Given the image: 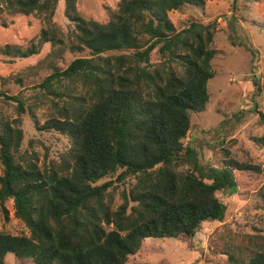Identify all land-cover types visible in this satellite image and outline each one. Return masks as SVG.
I'll use <instances>...</instances> for the list:
<instances>
[{
	"label": "trees",
	"instance_id": "1",
	"mask_svg": "<svg viewBox=\"0 0 264 264\" xmlns=\"http://www.w3.org/2000/svg\"><path fill=\"white\" fill-rule=\"evenodd\" d=\"M207 1L119 0L98 22L83 17L79 0H64L72 27L67 37L54 22L60 0H0V16H36L46 24L28 45L0 46V56L28 59L51 46L35 65L1 79L24 87L50 72L33 103L23 93L0 90V211L8 221L12 201L30 232L0 230V264L8 254L33 264H130L149 238L190 249L204 222L224 221L227 208L218 194L237 191L236 171L261 179L264 202V164L234 160L222 145L215 149L226 157L223 166L211 167L184 142L192 115L210 102L208 84L221 53L212 47L218 22L178 30L170 13L203 9ZM238 1L226 22L245 19L247 5ZM68 51L78 57L62 69ZM11 102L17 118L4 107ZM44 106L50 112L40 124L37 110ZM26 114L39 132L68 138L60 161L42 167L36 153L23 150ZM253 141L264 150V137ZM129 180L135 184L117 202L115 183ZM221 251L228 264H264L262 241L252 248L230 240Z\"/></svg>",
	"mask_w": 264,
	"mask_h": 264
},
{
	"label": "rangeland",
	"instance_id": "2",
	"mask_svg": "<svg viewBox=\"0 0 264 264\" xmlns=\"http://www.w3.org/2000/svg\"><path fill=\"white\" fill-rule=\"evenodd\" d=\"M119 0H79L78 9L86 19L105 22L108 8H116ZM237 6L247 5L245 19L230 23L226 19L232 15L233 0H208L201 8L187 7L184 12L170 13V19L178 30L186 28L190 22L205 24L218 22L212 47L221 53L214 60L216 76L209 84L210 102L205 112L192 115V129L185 145L195 148L204 165L221 168L225 155L218 148L224 146L230 150V157L239 162L263 165L264 150L257 146L253 138L264 137V0H239ZM65 2L60 0L54 22L68 37L72 29L64 15ZM6 24V26L4 25ZM233 24V25H232ZM45 22L36 16L10 17L0 16V46L7 44L28 45L39 36ZM51 51L45 45L41 53L28 59H10L0 56V90L9 95L23 93L30 103L31 96L39 90L38 85L50 72L44 71L38 77L25 82L24 87L11 81H4L29 66L35 65ZM77 54L68 51L60 68H67ZM154 52L152 62H159ZM2 79V80H1ZM15 103L5 105L12 118H17ZM49 106V105H48ZM48 106L37 110L40 124L48 118ZM25 140L23 150L36 153L40 165H49L50 161H60L70 147L67 137L55 132H39L30 115H23ZM236 143L229 147V144ZM2 166L0 164V174ZM238 189L231 194L226 190L218 194L226 206L224 221H206L192 241L187 243L173 239L149 238L143 242L140 252L130 257V264H228L227 257L221 254L222 247L230 240L239 241L254 248L259 241L264 243V202L258 195L262 186L257 176L234 173ZM102 181L100 183H104ZM135 184L129 180L119 186V193ZM9 220L6 221L0 211V230L14 235H29L26 225L15 217L13 202L7 203ZM7 264H33L31 261H19L13 254L6 256Z\"/></svg>",
	"mask_w": 264,
	"mask_h": 264
}]
</instances>
